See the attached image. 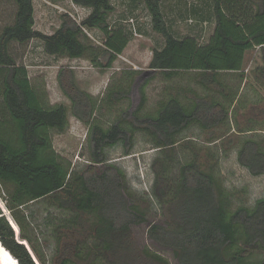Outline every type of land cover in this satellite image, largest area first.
Segmentation results:
<instances>
[{
    "label": "trees",
    "instance_id": "1",
    "mask_svg": "<svg viewBox=\"0 0 264 264\" xmlns=\"http://www.w3.org/2000/svg\"><path fill=\"white\" fill-rule=\"evenodd\" d=\"M13 1L17 7L14 21L0 29V183L22 239L39 262L47 264L16 212L46 198L50 205L69 213L68 219L54 227L59 246L56 264H141L145 258L169 264L134 241L132 226L144 223L146 213L130 201L125 174L107 160L104 150L121 140L130 142L139 129L136 122L145 124L142 129L156 147L171 150L178 144L176 136L191 125L210 130L229 123L238 109L246 107L240 98L244 81L264 100V0H211L216 23L206 44L194 36L174 35L162 0H143L152 28L165 38V44L153 50L151 71H159L165 78L193 72L204 93L192 89L195 97L189 98L181 89L184 99L176 94L161 100L155 114L141 116L151 76L140 87L141 102L132 112L135 121H118L109 127L94 120L99 101L75 85L73 70L64 67L58 73L71 107L49 104L34 88L26 66L17 63L10 46L38 38L49 54L86 57L96 66L109 68L130 41L121 27L110 26L109 17L115 10L111 0H73L90 8V13L80 23L70 14H62L61 25L50 34L35 29L33 0ZM85 29L100 30L104 47L86 42ZM253 49L257 54L246 71V53ZM223 72L237 73L239 86H229L221 78ZM138 73L132 70L122 81L108 86L106 104H116L128 95ZM70 112L89 124L94 147L92 162L81 170L73 169L52 141L53 130L63 132L69 127ZM257 130L250 126L245 132ZM185 148L190 158L181 164L178 178L166 183L168 190L161 191L167 219L163 224H150V239L170 249L179 264H264V259H252L257 248L264 251V196L253 206H231V191L223 184L215 160H203L193 145ZM237 152L242 166L254 175L264 174V135L245 137ZM0 240L19 264H37L26 245L16 240L1 209Z\"/></svg>",
    "mask_w": 264,
    "mask_h": 264
},
{
    "label": "rangeland",
    "instance_id": "2",
    "mask_svg": "<svg viewBox=\"0 0 264 264\" xmlns=\"http://www.w3.org/2000/svg\"><path fill=\"white\" fill-rule=\"evenodd\" d=\"M111 2L115 10L109 17L110 26L121 27L130 41L109 68L96 66L86 57L70 58L49 54L45 51L42 40L38 38L23 44H11V54L18 64L26 66L34 88L49 104L64 103L71 107V100L62 90L58 79L59 70L64 67L73 70L75 85L78 88L98 99L100 107L94 115V120L105 127L118 121L126 124L135 121L132 112L141 102L140 87L151 76L153 79L146 86L147 100L139 114L141 116L146 113L155 114L161 100H167L176 94L184 99L181 89L187 91L186 96L189 98L195 97L192 89L204 93L195 81L193 72H183L172 78H165L161 72L151 71L149 66L153 50L161 48L165 44V38L152 28L151 15L143 0ZM33 3L34 27L47 34L53 33L61 25L62 14L68 13L80 23L91 11L73 0H33ZM16 9L13 0H0V29L13 23ZM162 10L174 35L180 38L194 36L200 44L208 43L216 23L211 0H162ZM85 32L86 42L95 47H104L105 36L100 30L85 29ZM256 54L257 49L246 53V71L252 66ZM132 70L139 73L137 82L128 95L116 104H106L108 86L122 81ZM221 78L234 88L240 84L237 73L223 72ZM249 84V81L241 83L240 98L246 101V107L238 109L236 115L231 116L229 123L210 130H204L197 124L191 125L176 136L178 144L172 150L156 147L153 138L142 129L145 125L142 122H136L139 129L135 130L130 142L121 140L104 150L107 160L125 174V185L131 193L130 201L146 213L147 220L144 223L132 226V236L139 248L160 254L169 264H179L170 249L161 248L150 239L148 229L150 224H163L167 219L161 191L168 190L166 183L174 182L178 178L181 164L190 158L191 153L185 148L189 144L201 152L203 160L210 157L215 160L216 170L223 184L231 191V206H253L264 196V174H252L239 163L237 157L241 140L249 136L264 135V130L261 129L264 128V100L258 99L261 94L256 93ZM253 100L257 102L253 103ZM250 126L258 130L245 132ZM220 136L223 137L218 138ZM52 141L56 152L71 162L73 169H84L92 162L94 147L90 140L89 124L71 112L69 127L63 132L53 130ZM127 151L130 154H127ZM167 152L171 155L168 156ZM4 192L0 183V209L10 221L16 240L21 241L22 236L14 227L16 221L6 205ZM16 212L22 217L25 233L32 238L33 244L44 256L47 264H56V261H59L56 257L59 246L55 239L54 227L61 220L68 219L69 213L50 205L46 198L31 202ZM25 245L37 264H40L28 242ZM254 253L252 259H264L262 249L257 248ZM141 264L162 263L145 258Z\"/></svg>",
    "mask_w": 264,
    "mask_h": 264
},
{
    "label": "bare ground",
    "instance_id": "3",
    "mask_svg": "<svg viewBox=\"0 0 264 264\" xmlns=\"http://www.w3.org/2000/svg\"><path fill=\"white\" fill-rule=\"evenodd\" d=\"M16 229L19 230V225L14 223ZM20 236V235H19ZM20 240L27 244V241L20 238ZM35 254V253H34ZM15 256L3 245V243L0 240V264H19V262L14 258ZM37 261L39 262L37 256H35ZM40 263V262H39ZM41 264V263H40Z\"/></svg>",
    "mask_w": 264,
    "mask_h": 264
},
{
    "label": "water",
    "instance_id": "4",
    "mask_svg": "<svg viewBox=\"0 0 264 264\" xmlns=\"http://www.w3.org/2000/svg\"><path fill=\"white\" fill-rule=\"evenodd\" d=\"M16 260H17V258L16 257H14ZM18 261V260H17Z\"/></svg>",
    "mask_w": 264,
    "mask_h": 264
}]
</instances>
